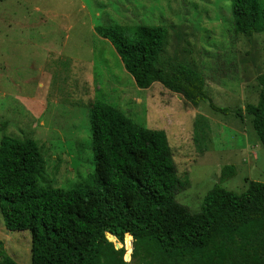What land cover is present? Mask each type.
Masks as SVG:
<instances>
[{"label":"rangeland","instance_id":"374dc122","mask_svg":"<svg viewBox=\"0 0 264 264\" xmlns=\"http://www.w3.org/2000/svg\"><path fill=\"white\" fill-rule=\"evenodd\" d=\"M137 24L167 28L163 65L199 71L205 98L193 103L160 82L138 87L110 40L95 30ZM263 75L264 33H236L230 0H0V141L4 135L36 140L48 185L90 183L96 99L167 133L178 173L190 179L177 200L192 211H200L227 164L236 166L222 183L228 190L241 193L252 181L264 182V144L246 112L259 100ZM201 119L203 133L196 129ZM108 238L116 249L125 247ZM0 240L14 260L31 264V232L7 229L1 212ZM132 241L124 261L139 264L131 261ZM220 264H264V246L232 244Z\"/></svg>","mask_w":264,"mask_h":264},{"label":"trees","instance_id":"16d2710c","mask_svg":"<svg viewBox=\"0 0 264 264\" xmlns=\"http://www.w3.org/2000/svg\"><path fill=\"white\" fill-rule=\"evenodd\" d=\"M230 1L236 33H264V0ZM95 30L110 40L138 87L160 82L193 103L205 98L199 71L187 64L171 70L163 65L165 26ZM261 83L257 104H247L246 112L264 144V75ZM90 116L95 171L86 186L45 184L36 140L4 135L0 141V212L7 229L31 232V264H127L131 245L116 249L108 235L123 244L132 236L131 261L139 264H155L158 257L220 264L232 244L264 246V182L252 181L241 193L228 190L222 183L236 174V166L227 164L200 211H192L177 200L190 179L179 175L164 130L144 127L102 99L93 102ZM205 126L204 119L196 123L198 132ZM0 264H20L2 240Z\"/></svg>","mask_w":264,"mask_h":264},{"label":"water","instance_id":"95a60500","mask_svg":"<svg viewBox=\"0 0 264 264\" xmlns=\"http://www.w3.org/2000/svg\"><path fill=\"white\" fill-rule=\"evenodd\" d=\"M112 238L116 239L115 236H112ZM127 238V237H126ZM125 238V246H129L131 245V241H127ZM116 246L117 248L120 247V243L119 242H116ZM126 258L129 259L130 258V253H126Z\"/></svg>","mask_w":264,"mask_h":264}]
</instances>
